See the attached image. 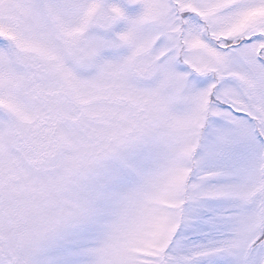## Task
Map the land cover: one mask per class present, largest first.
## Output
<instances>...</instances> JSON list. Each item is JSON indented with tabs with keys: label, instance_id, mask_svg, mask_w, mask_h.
I'll list each match as a JSON object with an SVG mask.
<instances>
[{
	"label": "snow or ice",
	"instance_id": "snow-or-ice-1",
	"mask_svg": "<svg viewBox=\"0 0 264 264\" xmlns=\"http://www.w3.org/2000/svg\"><path fill=\"white\" fill-rule=\"evenodd\" d=\"M0 264H264V0H0Z\"/></svg>",
	"mask_w": 264,
	"mask_h": 264
}]
</instances>
